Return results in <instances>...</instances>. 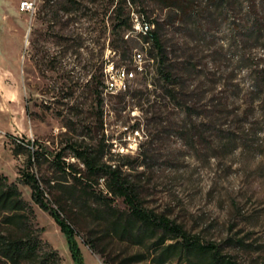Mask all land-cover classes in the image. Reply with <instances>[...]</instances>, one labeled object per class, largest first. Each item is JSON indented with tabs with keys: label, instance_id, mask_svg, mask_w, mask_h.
<instances>
[{
	"label": "rangeland",
	"instance_id": "1",
	"mask_svg": "<svg viewBox=\"0 0 264 264\" xmlns=\"http://www.w3.org/2000/svg\"><path fill=\"white\" fill-rule=\"evenodd\" d=\"M22 1L32 8L23 9ZM163 5L0 0V175L16 185L39 246L54 251L58 264L75 263L59 226L33 202L21 173L35 174L45 199L74 227L82 264H152L158 254L152 242L160 232L137 244L111 231L102 212L106 198L124 213L127 206L106 194L102 179L84 177L85 167L72 156L77 146H101L111 164L127 161L123 173L146 209L202 243L213 242L240 264H264V28L258 40L249 37L237 11L206 30L176 18L168 24ZM117 7L130 13L132 26L135 15L150 28L161 23L169 61L182 76V106L164 96L156 62L137 30L124 32L125 45L113 41ZM135 52H142L141 71ZM108 62L133 72L124 82L127 91L104 92ZM28 150L38 151L39 164H27ZM59 152L79 171H66L79 173L80 180L68 176L65 183L76 185L75 194L48 184L61 173L52 162ZM134 255L145 258L128 262Z\"/></svg>",
	"mask_w": 264,
	"mask_h": 264
},
{
	"label": "trees",
	"instance_id": "2",
	"mask_svg": "<svg viewBox=\"0 0 264 264\" xmlns=\"http://www.w3.org/2000/svg\"><path fill=\"white\" fill-rule=\"evenodd\" d=\"M163 2V7L168 9L166 20L168 24H173L176 18L180 24L190 23L195 28L206 30L216 25L219 17H223L230 11H237L239 17H242L237 19L240 27L249 37L258 40L264 28V0H163ZM115 12L116 15L111 23L113 24L111 29L114 36L113 41L116 39L125 45L127 39L124 38V32L134 31L130 13L123 14L122 9L119 11V7L115 9ZM151 26L147 33L139 32L138 35L143 40V44L149 47L146 51L156 62L157 76L162 82L164 96L176 105L182 106L181 102L186 100L182 76L176 71L177 66L169 61L168 47L160 35L161 23L156 21ZM112 50L115 52V47H112ZM126 52L125 46L121 52L122 56H125ZM185 69L189 73L192 71L190 67H185ZM20 144L24 145V143ZM28 151L27 164L29 166L39 164L38 151ZM72 156L80 160L85 167L84 177L96 183L102 179L106 194L120 197L126 204L128 212L124 213L110 206L107 203L108 198L104 196L107 200L104 202L105 208L102 212L109 218L112 232L137 244L153 238L160 232V235L152 242L158 251L157 256L153 258V263H169L170 259L177 258L185 262L196 259L205 264H240L232 257L222 254L218 245L213 242L202 243L197 237L190 236L180 225L143 207L135 184L123 173V167L129 163L122 157L117 160L116 164L105 161V152L101 146L92 150L73 147ZM61 158L60 152L54 155L52 162L56 165L55 170L61 173H58L55 180H49L48 184L53 182L55 186L67 188L66 190L75 194L76 185L65 183L68 181V176H72L74 180H80L76 177L79 173H67L66 171L69 169L74 172L79 171L74 163H67ZM19 178L29 186L33 202L46 211L59 226L74 263L82 264L74 227L61 216L59 208L52 207L45 199L44 189L39 179L34 173L29 172L21 173ZM27 211H29L28 207L16 185L8 183L6 176L0 175V264H51L53 262L58 264V257L54 251L50 249L44 252L39 246V241L28 223ZM235 242L241 244L242 240ZM144 258L143 255H134L127 261H140Z\"/></svg>",
	"mask_w": 264,
	"mask_h": 264
},
{
	"label": "built area",
	"instance_id": "3",
	"mask_svg": "<svg viewBox=\"0 0 264 264\" xmlns=\"http://www.w3.org/2000/svg\"><path fill=\"white\" fill-rule=\"evenodd\" d=\"M33 3L30 1H22L21 2V7L23 9H31ZM133 14V12L131 13ZM133 29L137 30L138 32L142 33H147L149 29V22L145 21L143 17L139 19L137 15H135V23L133 25ZM138 54V71H141L143 69L142 67V62H143V56L142 52H137ZM107 66V76H105V81H104V92L105 93H119L121 92V85L119 83V74L121 73V70H119L118 66H114L113 62H108L106 64ZM157 264V263H153ZM167 264H172V263H167Z\"/></svg>",
	"mask_w": 264,
	"mask_h": 264
},
{
	"label": "bare ground",
	"instance_id": "4",
	"mask_svg": "<svg viewBox=\"0 0 264 264\" xmlns=\"http://www.w3.org/2000/svg\"><path fill=\"white\" fill-rule=\"evenodd\" d=\"M149 29H150V27H149ZM133 60L136 62V64H138V54H137V52L134 53ZM119 70H121V73L119 74V83H120L121 88H122L121 92H124L125 90H127L126 87L128 86V85L126 86L124 82H125L126 79H129V77L133 76V72L131 70H129V69L126 70L125 68H119ZM163 264H167V263H163Z\"/></svg>",
	"mask_w": 264,
	"mask_h": 264
}]
</instances>
